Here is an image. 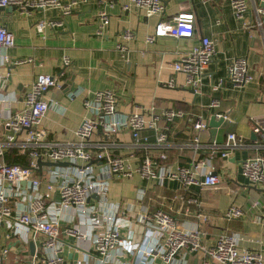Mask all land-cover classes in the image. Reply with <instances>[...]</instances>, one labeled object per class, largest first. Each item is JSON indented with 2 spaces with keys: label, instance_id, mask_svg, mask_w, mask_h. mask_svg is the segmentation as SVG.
I'll use <instances>...</instances> for the list:
<instances>
[{
  "label": "crops",
  "instance_id": "0c3cea01",
  "mask_svg": "<svg viewBox=\"0 0 264 264\" xmlns=\"http://www.w3.org/2000/svg\"><path fill=\"white\" fill-rule=\"evenodd\" d=\"M68 1V0H63ZM262 0H248L249 8L245 20L236 16L232 0H165L163 13L146 17L134 7L124 8L127 0H113L107 4L110 24L103 36L97 34L98 9L100 0H80L71 13L62 14L60 8L49 7L22 11L14 3L0 8V22L15 36V45L6 50L12 63L1 67L8 70L10 76L5 89H0L15 100L13 111L23 107V97L28 87L41 73L61 76L62 85L68 81L67 89L52 88L46 94L49 109L42 120V127L48 133V139L60 142L77 140L76 130L82 120L92 113L85 109L83 101L93 99L95 92L114 89L118 92L120 112L129 114L137 106H154L161 113L170 107H179L186 111L183 117L172 122L162 120L160 125L169 127L168 164L171 168L187 165L194 151L186 145L194 135L193 122L198 115L209 122L213 114H225L227 119L220 126L209 127L200 132L203 144L216 140L224 142L230 132L243 138L244 145L236 148L229 157L213 159L215 172L221 177L218 187L200 188L191 185L181 186L177 180L166 179L163 184L157 180L142 179L139 175L132 178L115 176L109 190V199L126 206L136 203L138 190L146 191L145 204L151 209L161 207L177 216L181 222L199 221L195 215L184 210L186 197H198L203 210L209 214L208 222L202 223L205 234L203 242L213 244L223 231H237L241 234L242 250L264 249V221L260 215L264 205V183L252 184L242 173V163L250 156H264V19L259 24V15L255 10ZM191 10L196 15V34L192 38L179 39L162 37L150 43L147 36L154 32L161 19H171L178 12ZM40 20H62L61 25L38 29ZM125 30H131L134 37L123 39ZM202 36H208L215 42V56L203 76L201 92L194 93L186 85L185 75L176 72L174 62L184 53L197 45ZM126 46L124 51L117 48L118 42ZM243 56L248 59L249 73L253 80L245 85L236 86L227 78V69L231 59ZM65 57L70 59L64 65ZM32 58L31 61L15 63L16 60ZM175 79L176 86L167 82ZM224 78L223 86L212 90V85ZM213 99L219 106H212ZM0 108L1 104H0ZM259 135L254 140L253 133ZM144 133L155 141L152 130ZM106 142L109 150L126 157H142L146 151L136 148L132 143V134L123 128L112 138L98 130L91 142ZM159 148H151L147 153L156 156ZM208 154L202 149L200 156ZM44 188V185H43ZM139 206V204H137ZM231 205L240 206L244 215L227 219L225 210ZM84 233L89 232V224L84 219L73 222ZM72 224V225H73ZM136 241H142L143 229L135 227ZM6 225L0 228V248L10 247L8 264H28L31 253L29 243L39 244L42 236H32L29 243L20 242L10 235ZM60 242L67 259L70 253L78 255V249L87 250L91 240H81L77 236L62 232ZM74 260H68L72 264ZM135 258L128 254L121 257L117 264H134ZM157 264H160L158 262ZM188 264H202V254H188Z\"/></svg>",
  "mask_w": 264,
  "mask_h": 264
},
{
  "label": "built area",
  "instance_id": "2783aa9c",
  "mask_svg": "<svg viewBox=\"0 0 264 264\" xmlns=\"http://www.w3.org/2000/svg\"><path fill=\"white\" fill-rule=\"evenodd\" d=\"M79 1L0 0V7L11 3L22 11L58 7L64 15L71 13ZM100 3L97 34L103 36L110 24L105 6L114 3L113 0H100ZM123 6L134 7L146 17L163 13L166 9L165 0H127ZM232 6L238 19L245 20L248 0H232ZM255 10L259 15L258 23L262 24L264 5L257 4ZM62 22L40 20L37 26L43 31L49 25L54 27ZM195 24L194 11H181L171 19H161L146 40L153 43L162 37L192 38L196 34ZM133 37L131 30H125L122 35L123 39ZM14 45V33L0 22V68L12 63L6 50ZM117 48L124 51L126 46L120 41ZM215 51L214 40L202 36L197 45L174 62V70L185 75L186 85L195 89L196 93L201 92L204 73L214 59ZM31 60L25 58L15 63ZM63 63L68 65L70 59L65 57ZM227 75L236 86L253 80L248 59L243 56L231 59ZM9 76L8 70L0 71V89H5ZM167 84L175 87V79L171 78ZM223 84L224 78H221L212 85V90H219ZM52 88H62L60 75H37L25 92L23 107L18 111H13L15 100L0 91V228L6 225L10 232L8 236L15 235L25 244L29 243L32 236L43 237L36 244L35 254L30 258L31 264H67L69 259L60 242L62 232L81 240H91L90 248L77 250L75 264H117L121 257L128 254L135 258L134 264H157V260H160V264H188V254L191 252L202 254V264H264V249L242 250L241 234L237 231H223L210 245L203 242L205 232L202 223L208 222L210 216L203 210L198 197L185 198V213L191 214L190 206H195V215L199 220L190 223L181 222L164 208L151 209L145 204L146 191L143 188L138 190L136 203L126 206L111 201L108 196L115 176L132 178L139 175L142 179L157 180L160 184L166 179H173L186 188L191 185L200 188L218 187L221 177L214 170L213 159L218 156L229 157L236 148L245 144L242 137L230 132L222 143L213 140L203 144L200 132L209 127V122L198 115L193 122L192 140L186 144L194 151L191 162L171 168L167 152L169 127H162L160 122H172L183 117L186 111L170 107L158 113L154 106H137L136 110L125 114L118 109V92L104 89L96 91L93 99H84V107L92 115L84 118L78 126L77 140H50L46 129L42 127V120L49 109L46 94ZM211 103L212 106H219L217 99ZM216 115L227 119L225 114ZM123 128L131 131L133 145L144 149V156H122L111 152L104 141L91 142L98 130H102L108 139ZM146 130L154 132V142L150 140V135L144 133ZM154 147L160 149L156 156L147 153ZM12 148L27 156L29 163H8L4 156ZM202 149L207 150L206 156H200ZM39 159L69 164L40 165ZM242 173L252 184L264 183V156L257 154L245 159ZM243 215V209L237 205L225 210L227 219ZM76 218L88 222L89 232L84 233L73 224ZM259 219L264 221V205ZM137 224L143 229L142 241L134 239ZM9 253L10 247L0 248V264H6Z\"/></svg>",
  "mask_w": 264,
  "mask_h": 264
},
{
  "label": "water",
  "instance_id": "95a60500",
  "mask_svg": "<svg viewBox=\"0 0 264 264\" xmlns=\"http://www.w3.org/2000/svg\"><path fill=\"white\" fill-rule=\"evenodd\" d=\"M261 5H264V0L261 1ZM5 7V6H3ZM1 8V7H0ZM31 9H44L43 7H38V8H31ZM68 84H70V81L64 83L62 85V89H67L68 88ZM191 91H193L194 93L195 92V89L191 88ZM224 118L223 117H218L216 114H213L210 116L209 118V125L212 126V127H216V126H220L223 122H224ZM252 137L254 140H258L259 138V135L255 132L252 134ZM39 164L40 165H43V164H47L49 166H55V165H63V166H66L68 165L69 163L68 162H44L42 161L41 159L38 160ZM23 184H25V182H23ZM262 192H264V189H260ZM95 197H97L96 195H94ZM29 248H30V253L31 255L33 256L35 254V250H36V244L34 241H31L29 243ZM78 255L76 254H73V253H70L68 255V258L69 260H74L73 264H75V260L77 259ZM157 262H160V260H157ZM28 264H31V261H28Z\"/></svg>",
  "mask_w": 264,
  "mask_h": 264
},
{
  "label": "trees",
  "instance_id": "16d2710c",
  "mask_svg": "<svg viewBox=\"0 0 264 264\" xmlns=\"http://www.w3.org/2000/svg\"><path fill=\"white\" fill-rule=\"evenodd\" d=\"M4 159L10 164H23L27 165L29 163V158L25 155L19 153V150L16 148L10 149L4 156ZM8 264V262H6Z\"/></svg>",
  "mask_w": 264,
  "mask_h": 264
}]
</instances>
